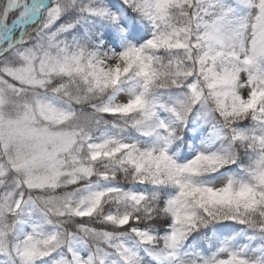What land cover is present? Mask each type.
Returning a JSON list of instances; mask_svg holds the SVG:
<instances>
[{
  "label": "snow or ice",
  "instance_id": "6c2138e0",
  "mask_svg": "<svg viewBox=\"0 0 264 264\" xmlns=\"http://www.w3.org/2000/svg\"><path fill=\"white\" fill-rule=\"evenodd\" d=\"M0 264H264V0H0Z\"/></svg>",
  "mask_w": 264,
  "mask_h": 264
}]
</instances>
